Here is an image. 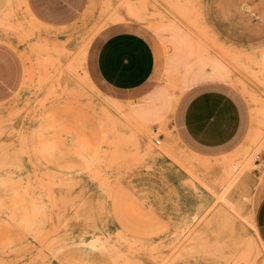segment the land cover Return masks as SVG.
<instances>
[{
  "label": "rangeland",
  "instance_id": "1",
  "mask_svg": "<svg viewBox=\"0 0 264 264\" xmlns=\"http://www.w3.org/2000/svg\"><path fill=\"white\" fill-rule=\"evenodd\" d=\"M123 29L155 55L128 91L94 66ZM263 47L264 0H0V264H264ZM210 86L241 122L206 150L177 119Z\"/></svg>",
  "mask_w": 264,
  "mask_h": 264
},
{
  "label": "crops",
  "instance_id": "2",
  "mask_svg": "<svg viewBox=\"0 0 264 264\" xmlns=\"http://www.w3.org/2000/svg\"><path fill=\"white\" fill-rule=\"evenodd\" d=\"M154 64L151 42L133 30L123 29L108 34L95 51L94 66L98 78L106 86L119 91L141 87L153 72ZM240 122V108L235 98L228 91L214 86L190 93L177 119L184 141L206 150L231 140ZM259 161L264 171V145ZM254 227L264 243V194L256 207Z\"/></svg>",
  "mask_w": 264,
  "mask_h": 264
},
{
  "label": "bare ground",
  "instance_id": "3",
  "mask_svg": "<svg viewBox=\"0 0 264 264\" xmlns=\"http://www.w3.org/2000/svg\"><path fill=\"white\" fill-rule=\"evenodd\" d=\"M131 14H132L133 16H136V17L138 16L137 13H133V12H132ZM262 49H264V47H263ZM251 60H253V59H251ZM256 63L259 65V71H258V73H259V75H261L260 78H262L263 81H264L263 70H262L261 55H259V57H257Z\"/></svg>",
  "mask_w": 264,
  "mask_h": 264
},
{
  "label": "built area",
  "instance_id": "4",
  "mask_svg": "<svg viewBox=\"0 0 264 264\" xmlns=\"http://www.w3.org/2000/svg\"><path fill=\"white\" fill-rule=\"evenodd\" d=\"M262 70L264 73V50L261 52ZM159 139H154V143H158Z\"/></svg>",
  "mask_w": 264,
  "mask_h": 264
}]
</instances>
